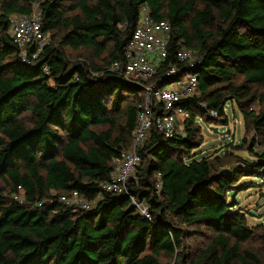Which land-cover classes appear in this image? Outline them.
I'll use <instances>...</instances> for the list:
<instances>
[{"label":"trees","instance_id":"1","mask_svg":"<svg viewBox=\"0 0 264 264\" xmlns=\"http://www.w3.org/2000/svg\"><path fill=\"white\" fill-rule=\"evenodd\" d=\"M33 4L50 40L39 51L26 47L23 59L10 17L30 14ZM142 6L171 25L156 83L167 82L170 65L198 81L197 93L180 102L189 112L185 136L152 130L139 150L138 180L128 187L147 201L150 219L127 193L99 187L111 158L132 142L142 87L110 66L123 57ZM179 44L196 55L192 64L177 63ZM67 48L93 59L70 60ZM228 102L245 130L233 149H242L248 132L250 150L264 144V0H0V179L9 188L4 195L0 187V264H169L159 256L189 257L184 242L199 229L210 233L189 264H262L244 244L258 229L264 242V223L249 226L232 196L245 188L242 177L264 175V149L254 160L193 157L203 142L197 117L227 125ZM18 185L24 203L12 197ZM72 191L94 207L59 200Z\"/></svg>","mask_w":264,"mask_h":264},{"label":"built area","instance_id":"2","mask_svg":"<svg viewBox=\"0 0 264 264\" xmlns=\"http://www.w3.org/2000/svg\"><path fill=\"white\" fill-rule=\"evenodd\" d=\"M30 14H17L10 17V36L20 48L23 59L26 57V47L37 46V51L44 45L45 34L41 31L42 16L37 4H33ZM171 25L166 20H157L151 16L147 6H142L139 18L131 36L125 46L124 55L114 61L110 69L122 75L126 80L142 87L141 102L136 115V122L132 132V142L128 150L110 160V172L107 178L99 182L101 191L112 194L127 193L136 213L143 218L150 219L149 204L145 199H138L129 193L128 185L138 180V168L142 163L139 153L145 140L152 130L170 138L185 136V121L189 112L180 105V102L197 93V76L192 72H180L177 65H170L164 73L167 82L157 84L155 76L161 63L167 57V44L170 39ZM46 44V42H45ZM37 51L33 57L37 55ZM178 64H192L194 53L192 50L179 44L175 52ZM173 78V79H170ZM170 84L171 88H166ZM211 116H217L210 111ZM201 121L197 117V122ZM259 150L264 144L255 145ZM155 190L159 194L162 188L161 173L155 174ZM264 184V175L260 177ZM13 199L24 203V195L20 185ZM55 194L53 191L50 193ZM53 197L48 198L52 201ZM59 200L67 206L90 210L95 201H89L80 196L77 191L59 196ZM40 205V203L38 204Z\"/></svg>","mask_w":264,"mask_h":264},{"label":"rangeland","instance_id":"3","mask_svg":"<svg viewBox=\"0 0 264 264\" xmlns=\"http://www.w3.org/2000/svg\"><path fill=\"white\" fill-rule=\"evenodd\" d=\"M49 40L50 35L45 34L43 44L45 42L48 43ZM66 52L70 60L79 61L83 59L90 61L93 59L84 49L72 50L67 48ZM194 59L196 60L195 54ZM238 79L240 80V77ZM171 87L172 85L170 84L166 86V88ZM253 107L256 110L258 109L257 104H254ZM225 113L228 120L227 125H223L222 120L217 121L216 124L198 121L203 142L193 151V157L199 160L205 156L212 158L214 155L222 156L226 154L229 157L240 156L247 160H254V152L260 150L256 146L252 150L249 149L248 142L252 138V132L246 134V143L241 147L242 149H233V147L241 144V140L245 136L242 114L236 104L228 102L225 106ZM239 184H242L241 186H245V188L235 191L232 198L238 202L237 208L245 214L247 224L252 227L259 223H264V184L260 182V178L254 176L242 177L239 180ZM241 186H239V189ZM0 187L4 189L3 194L8 195L9 188L6 181L0 179ZM228 199H231L230 196H228ZM188 228L190 230L195 229L194 227ZM260 231L258 229L256 235L249 239L244 244V247L251 248L263 260L262 264H264V242L260 238ZM209 233L210 231L208 230L199 229L198 232L191 234L186 239L183 249L190 252V256L186 259L177 260L176 255L161 254L159 256L160 261L169 264H189V260H193L199 254V251L203 249ZM197 248L199 251H197Z\"/></svg>","mask_w":264,"mask_h":264},{"label":"water","instance_id":"4","mask_svg":"<svg viewBox=\"0 0 264 264\" xmlns=\"http://www.w3.org/2000/svg\"><path fill=\"white\" fill-rule=\"evenodd\" d=\"M214 131H216V130H214ZM131 207H133V206H131Z\"/></svg>","mask_w":264,"mask_h":264}]
</instances>
